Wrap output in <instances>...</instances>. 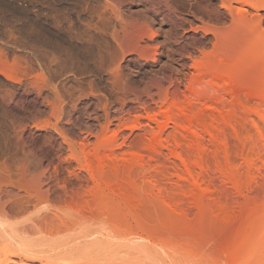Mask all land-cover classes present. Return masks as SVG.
I'll return each instance as SVG.
<instances>
[{"label":"bare ground","instance_id":"6f19581e","mask_svg":"<svg viewBox=\"0 0 264 264\" xmlns=\"http://www.w3.org/2000/svg\"><path fill=\"white\" fill-rule=\"evenodd\" d=\"M189 216L264 247V0H0L6 264Z\"/></svg>","mask_w":264,"mask_h":264},{"label":"rangeland","instance_id":"374dc122","mask_svg":"<svg viewBox=\"0 0 264 264\" xmlns=\"http://www.w3.org/2000/svg\"><path fill=\"white\" fill-rule=\"evenodd\" d=\"M221 218L223 217L217 219ZM140 220V217L128 218L129 228H126L121 241L115 235V230H111V232L109 230L105 237L106 247H92L89 253L75 259L73 263L264 264V247H226V242L224 243L220 238L211 242L212 235L208 233H212L207 231L205 225L216 221L213 217L189 216L186 219H174L173 222L185 223L186 227H181L180 230L175 228L160 232L150 231L146 226V229L143 228V230L144 220H147L145 222L149 224L150 219L146 217L141 220L142 222ZM168 221L171 222L170 219ZM188 223L193 224V227L189 228ZM186 243L189 247H186ZM41 248L43 247H0V264H6L9 260L17 261L18 254L30 256L39 252Z\"/></svg>","mask_w":264,"mask_h":264}]
</instances>
